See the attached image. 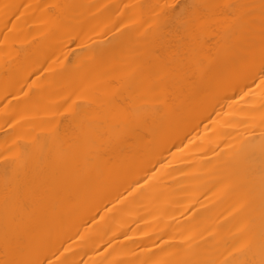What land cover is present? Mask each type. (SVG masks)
Returning <instances> with one entry per match:
<instances>
[{
    "label": "bare ground",
    "instance_id": "1",
    "mask_svg": "<svg viewBox=\"0 0 264 264\" xmlns=\"http://www.w3.org/2000/svg\"><path fill=\"white\" fill-rule=\"evenodd\" d=\"M178 1L0 0V264H264V0Z\"/></svg>",
    "mask_w": 264,
    "mask_h": 264
},
{
    "label": "rangeland",
    "instance_id": "2",
    "mask_svg": "<svg viewBox=\"0 0 264 264\" xmlns=\"http://www.w3.org/2000/svg\"><path fill=\"white\" fill-rule=\"evenodd\" d=\"M177 1H178V0H177ZM179 2H181V0H179L178 3H179ZM10 23H11L10 21L7 22L5 26L9 27L7 24H10ZM3 26H4V25H3ZM3 26H2V27H3ZM7 27H3V28L7 29ZM8 29H9V28H8ZM8 29H7V30H8ZM3 30H4V29H2L1 32H3ZM4 32H5V31H4ZM4 32H3V33H4ZM1 38L4 39V35L2 36V33H1V37H0V39H1ZM4 40H5V42H9V41H10L9 39H4ZM2 42H3V41H2ZM10 42H11V41H10ZM10 42L8 43V45L10 44ZM0 43H1V42H0ZM4 44H5V43H4ZM6 44H7V43H6ZM2 45H3V44H2ZM2 45H1V47H2ZM3 46H4V45H3ZM5 46H6V45H5ZM10 46H11V45H10ZM12 46H13V45H12ZM1 47H0V48H1ZM14 47H15V46H14ZM14 47H12V48H14ZM3 48H4V47H3ZM6 48H7V47H6ZM12 48H10L9 50L11 51ZM1 50H4V49H1ZM0 52H1V51H0ZM2 52H3V51H2ZM5 52H6V51H5ZM1 54H2V53H1ZM4 55H6V54L3 52L2 56H4ZM6 56H7V55H6ZM2 62H3V61H2ZM0 74H1V73H0ZM36 75H37V74H36ZM1 76H3V74H1ZM1 76H0V77H1ZM32 77H35V78H36V76L32 75L30 78H28L29 80L27 79L26 82L30 81V79H32ZM6 81H7V79H6ZM8 81L10 82V80H8ZM15 81L17 82V79H15ZM15 81H14V80L11 81L10 84H12L13 86L11 87V85H10V88H14V87H15V85H14V84H16ZM31 81H32L31 83H33L34 78H33V80H31ZM35 81H36V79H35ZM1 82H2V80H1ZM1 82H0V83H1ZM9 82H8V83H9ZM36 82H37V81H36ZM6 83H7V82H6ZM6 83H5V84H6ZM8 83H7V84H8ZM3 84H4V83H3ZM3 84L1 83L0 86L2 85V86L4 87ZM17 84H18V83H17ZM17 84H16V85H17ZM25 84H26V83H24V86H25ZM28 84H30V83L28 82ZM7 86H9V84L6 85V87H7ZM6 87H4V89L1 87V89H0V98H1L2 96H5V98H6V96H7L6 99H4V97H2V99L4 100V101H3L4 103L6 102V100L11 99V97H12L11 89L9 90V88L7 87V88H8V89H7ZM21 88H22V89H21ZM21 88H20V89H21L22 91H21V90H20V91L23 92V93H25V91H27V89H28L27 86H26V89H23V86H22ZM7 90H8V91H7ZM23 90H24V91H23ZM9 91H10V93H11V97H10V95H8ZM10 93H9V94H10ZM18 93H19V95H16V94H15V95H16V96H20L21 93H20L19 91L17 92V94H18ZM23 93H22V95H23ZM13 95H14V94H13ZM14 98H15V96L13 97V99H14ZM19 99H20V98H19ZM0 100H1V99H0ZM14 100L16 101V100H18V98L14 99ZM45 100H47V99H45ZM45 100H44V102H47V101H45ZM49 100H50V99H49ZM9 101H10V100H9ZM15 101H13V102H15ZM13 102H12V104H11L12 106L9 107V109H7V106H10V105L8 104L7 106H5V105L7 104V102L5 103V105H4V103H3V105H2L3 107H2V106H1V107H2V108L6 107V109H5V108L2 109V108L0 107V110H1V109H2L3 111H4V110H11L12 107H13ZM18 102H19V100H18ZM18 102L16 101L15 104H17ZM1 103H2V102H1ZM1 103H0V104H1ZM15 104H14V105H15ZM17 105H18V104H17ZM17 105H15L14 107L17 108V107H18ZM16 106H17V107H16ZM16 110H17V109H16ZM16 110H13L15 113L12 112V111H11V112L8 111V112L11 113V114H12V113H13V114H16V113H17ZM18 110H19V108H18ZM20 110H22V109H20ZM35 111H36V110H35ZM22 112H23V111H21V113H22ZM9 113L7 114V113L5 112V114H4V112H3V113L0 114V132H3L2 134H0V138H1L0 140H2V136H5L4 138H6V136L9 135L12 131H15V127H16V125L14 126V130L11 131V128H12V127H11V126H12V118H11V120H10L11 114H9ZM19 114H20V112H19ZM18 116H19V115H18ZM13 117H15V116H13ZM16 117H17V116H16ZM18 118H19V117H18ZM15 119H16V118H15ZM15 119H13V120H15ZM17 120H18V119H16V121H17ZM16 121H14V122H16ZM14 122H13V124H14ZM17 124H18V123H17ZM12 129H13V128H12ZM13 133H15V132H12L11 134L13 135ZM28 136L30 137L31 135H28ZM11 137H12V136H11ZM11 137H10V138H11ZM13 137H14V135H13ZM24 137L29 139V137H27V136H24ZM14 138H15L14 140H17L16 137H14ZM18 139H19V137H18ZM8 140H9V139H8ZM12 140H13V139H12ZM12 140H11L10 142H12ZM14 140H13L14 144H15V145L18 144V143H17L16 141H14ZM19 140H20V139H19ZM17 141H18V140H17ZM20 141H21V140H20ZM5 142H7V140H5ZM5 142H4V143L2 142V143L5 144ZM13 142H12V143H13ZM15 142H16V143H15ZM2 143H1V144H2ZM3 144H2V145H3ZM3 146H4V145H3ZM1 149H2V146H1ZM0 151H1V150H0Z\"/></svg>",
    "mask_w": 264,
    "mask_h": 264
}]
</instances>
